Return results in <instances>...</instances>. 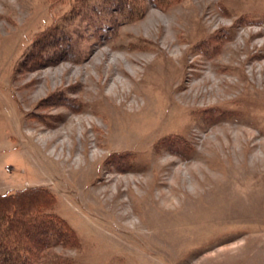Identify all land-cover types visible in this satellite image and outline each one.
Returning <instances> with one entry per match:
<instances>
[{
  "label": "rangeland",
  "instance_id": "374dc122",
  "mask_svg": "<svg viewBox=\"0 0 264 264\" xmlns=\"http://www.w3.org/2000/svg\"><path fill=\"white\" fill-rule=\"evenodd\" d=\"M105 1L0 0V194L77 237L35 264H264V0Z\"/></svg>",
  "mask_w": 264,
  "mask_h": 264
},
{
  "label": "trees",
  "instance_id": "16d2710c",
  "mask_svg": "<svg viewBox=\"0 0 264 264\" xmlns=\"http://www.w3.org/2000/svg\"><path fill=\"white\" fill-rule=\"evenodd\" d=\"M111 1L112 2L105 1V5L107 3L111 5L115 2L110 6L113 8L121 2H125L122 0ZM178 1L179 0H177V2ZM130 4L129 2L126 3L125 7ZM131 8L133 10L127 14V17L134 14L137 10L134 9L135 6L133 4ZM141 15H138L137 18ZM134 19L135 14L131 19L125 18V21H132ZM38 42H40V40ZM64 55L65 54H56L55 57L57 58ZM47 56L52 58L51 55ZM39 58L42 59L41 56H39ZM51 58H43V61L46 62ZM52 94H54V92ZM66 100L62 103H66ZM70 100V103L68 102L67 104L73 109L78 110L80 108V103L76 102L74 99ZM170 136L171 135L166 136L165 138H169ZM173 136L174 140L183 138V135L180 136L179 134ZM132 154L133 153L129 152L122 154L117 152L112 154V158L114 155H119L118 159L126 160V157L130 159ZM114 165L118 169H123L119 167H125L126 164ZM130 169L123 170L126 171ZM56 199V196L48 189L36 186L18 190L13 193L0 194V264H35L40 252L57 243L67 244V242H71L72 239L77 238L73 231L74 229H72L67 224L68 222L55 211Z\"/></svg>",
  "mask_w": 264,
  "mask_h": 264
},
{
  "label": "bare ground",
  "instance_id": "6f19581e",
  "mask_svg": "<svg viewBox=\"0 0 264 264\" xmlns=\"http://www.w3.org/2000/svg\"><path fill=\"white\" fill-rule=\"evenodd\" d=\"M75 35H76V33H75ZM76 36H74V38H75ZM76 40V39H75ZM74 40V41H75ZM80 44V43H79ZM72 48V47H71ZM71 50H73V49H71ZM69 51V50H68ZM70 52V51H69ZM69 52H67V53H69ZM73 54V53H72ZM69 56V55H68ZM67 56V57H68ZM71 56V55H70ZM73 56V55H72ZM56 58V57H55ZM43 64V63H42ZM29 66H30V64H29ZM180 88V87H179ZM57 93V92H56ZM59 93V92H58ZM68 97V96H67ZM66 102H67V100H66ZM60 103H62L61 101L59 102V104ZM69 103H70V101H69ZM81 103H82V101H81ZM62 104H65V105H68V104H66V103H62ZM152 107H153V111L151 112L149 109H148V114H149V118L147 119V121L146 122H143V123H139V124H137V126L136 125H134V127H131V129L132 130H135V133L136 132H140V131H144V130H147L149 127H151L152 125H153V123L155 122V120H156V115L158 114V112H159V107H157V102L155 103V104H153L152 103ZM152 107H151V110H152ZM72 108V107H71ZM83 110H84V108H83V106L81 107ZM73 109V108H72ZM74 111H77V110H75V109H73ZM79 111H81V110H79ZM78 112V111H77ZM61 113L62 112H57V113H52L51 114V117L52 118H60V117H62V115H61ZM101 118V117H100ZM70 128V127H69ZM133 132V131H132ZM63 135H65V136H67L68 137V139H70V131L68 130L67 132H65ZM62 135V136H63ZM72 138V137H71ZM64 142H63V145H64V147H67V143H68V141L66 140V139H64L63 140ZM62 143V142H61ZM60 158H62V160H63V158H64V162L66 163V161H71V159H72V157L71 156H69V157H67V158H65L64 156H61ZM74 163H78V164H80V165H77V167H79V168H81L82 167V165H83V163L82 162H80V158L78 159H74V161H73V163H70V167H72V165L74 164ZM105 192H107V191H105V189H102V191H95V193L93 194V197L94 198H97V197H102L103 196V194H105L104 196H103V198H105V200L104 201H109L110 200V198H108V197H106V193ZM107 204V203H106ZM147 223V222H146ZM146 226V225H145ZM162 226V225H161ZM160 233V232H159ZM157 238V237H156Z\"/></svg>",
  "mask_w": 264,
  "mask_h": 264
}]
</instances>
